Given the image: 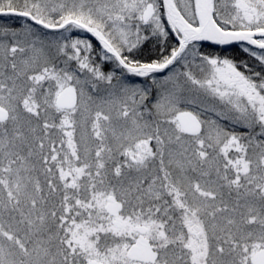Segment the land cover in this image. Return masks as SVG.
Listing matches in <instances>:
<instances>
[{
	"label": "snow or ice",
	"instance_id": "snow-or-ice-1",
	"mask_svg": "<svg viewBox=\"0 0 264 264\" xmlns=\"http://www.w3.org/2000/svg\"><path fill=\"white\" fill-rule=\"evenodd\" d=\"M0 264H264V0H0Z\"/></svg>",
	"mask_w": 264,
	"mask_h": 264
},
{
	"label": "trees",
	"instance_id": "trees-1",
	"mask_svg": "<svg viewBox=\"0 0 264 264\" xmlns=\"http://www.w3.org/2000/svg\"><path fill=\"white\" fill-rule=\"evenodd\" d=\"M209 50H211V49H209ZM226 54H230V53H226Z\"/></svg>",
	"mask_w": 264,
	"mask_h": 264
}]
</instances>
